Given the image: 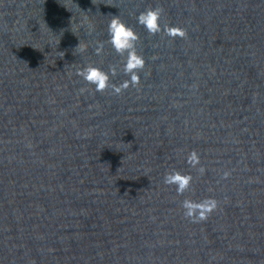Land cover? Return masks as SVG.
<instances>
[{"label":"water","instance_id":"water-1","mask_svg":"<svg viewBox=\"0 0 264 264\" xmlns=\"http://www.w3.org/2000/svg\"><path fill=\"white\" fill-rule=\"evenodd\" d=\"M156 7L186 37L137 23ZM113 15L145 58L118 95L76 74L129 79ZM0 264H264V0H0Z\"/></svg>","mask_w":264,"mask_h":264},{"label":"clouds","instance_id":"clouds-1","mask_svg":"<svg viewBox=\"0 0 264 264\" xmlns=\"http://www.w3.org/2000/svg\"><path fill=\"white\" fill-rule=\"evenodd\" d=\"M163 15V8H148L137 16V23L142 25L151 35H155L163 31L167 36L175 39L176 37L184 38L187 33L186 30L179 26H169L161 24V17ZM108 34L110 43L115 52L121 56L127 54L126 62L123 66V73L129 77L128 80L116 85L111 82V77L117 75V68L110 67L108 71L102 68L89 64L86 67L77 70V75L82 77L86 82L95 85L97 92H104L111 88L114 94H120L130 86L136 87L140 83V71L145 66V58L136 50V42L139 39L138 33L132 26H129L121 20L119 15H113L109 25ZM104 44L100 42L95 49L97 55L103 52ZM81 53L86 51V47L79 42L74 48ZM75 55V53L73 52ZM187 163L193 168L200 164L199 154L193 150L187 157ZM201 173L205 171L203 166L198 169ZM225 178L229 173H225ZM193 177L190 174H184L180 171H172L166 173L164 176V183L167 185H175L177 195H183L192 186ZM219 202L215 198H206L201 201H194L191 199H184L182 207L184 209L185 218L191 220L193 223L206 221L210 214L217 210Z\"/></svg>","mask_w":264,"mask_h":264}]
</instances>
